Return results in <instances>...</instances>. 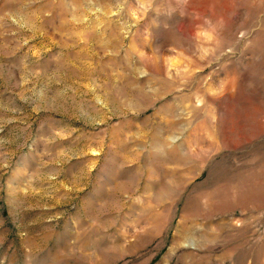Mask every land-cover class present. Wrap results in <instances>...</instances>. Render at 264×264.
Masks as SVG:
<instances>
[{"label":"rangeland","instance_id":"obj_1","mask_svg":"<svg viewBox=\"0 0 264 264\" xmlns=\"http://www.w3.org/2000/svg\"><path fill=\"white\" fill-rule=\"evenodd\" d=\"M0 264H264V0H0Z\"/></svg>","mask_w":264,"mask_h":264}]
</instances>
